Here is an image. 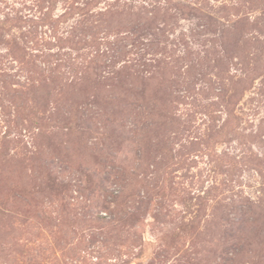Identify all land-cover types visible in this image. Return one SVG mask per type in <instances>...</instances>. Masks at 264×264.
<instances>
[{
  "label": "rangeland",
  "instance_id": "obj_1",
  "mask_svg": "<svg viewBox=\"0 0 264 264\" xmlns=\"http://www.w3.org/2000/svg\"><path fill=\"white\" fill-rule=\"evenodd\" d=\"M0 264H264V0H0Z\"/></svg>",
  "mask_w": 264,
  "mask_h": 264
}]
</instances>
